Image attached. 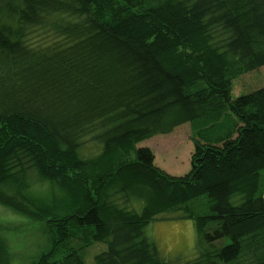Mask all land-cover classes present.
Here are the masks:
<instances>
[{"label": "trees", "instance_id": "trees-1", "mask_svg": "<svg viewBox=\"0 0 264 264\" xmlns=\"http://www.w3.org/2000/svg\"><path fill=\"white\" fill-rule=\"evenodd\" d=\"M262 66L264 0H0V203L44 221L38 264H264V85L232 94ZM184 123L173 175L139 144ZM159 217L194 220L193 259Z\"/></svg>", "mask_w": 264, "mask_h": 264}, {"label": "rangeland", "instance_id": "rangeland-1", "mask_svg": "<svg viewBox=\"0 0 264 264\" xmlns=\"http://www.w3.org/2000/svg\"><path fill=\"white\" fill-rule=\"evenodd\" d=\"M264 85V66L238 76L233 81V96H238ZM149 146L155 153V162L173 175H180L190 168V156L194 148L190 123L175 127L170 133L159 134L139 144ZM97 145L87 142L82 152L93 155ZM145 235L170 261L185 262L198 254V232L194 220L158 218L145 228ZM51 246V234L44 221L18 213L0 203V247L6 251L7 264H38L40 255ZM105 245L96 244L88 252L86 261L91 263ZM58 257L60 252L57 253ZM0 259H3L0 254Z\"/></svg>", "mask_w": 264, "mask_h": 264}]
</instances>
